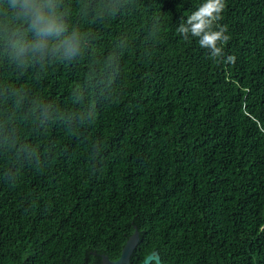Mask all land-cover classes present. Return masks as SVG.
<instances>
[{"label": "trees", "instance_id": "1", "mask_svg": "<svg viewBox=\"0 0 264 264\" xmlns=\"http://www.w3.org/2000/svg\"><path fill=\"white\" fill-rule=\"evenodd\" d=\"M199 2L130 0L75 18L77 61L0 63V264H103L135 227L129 264H264V0H227L216 60L175 31Z\"/></svg>", "mask_w": 264, "mask_h": 264}, {"label": "clouds", "instance_id": "2", "mask_svg": "<svg viewBox=\"0 0 264 264\" xmlns=\"http://www.w3.org/2000/svg\"><path fill=\"white\" fill-rule=\"evenodd\" d=\"M129 3L130 0H79L73 9L68 0H0V63L23 72L28 68L44 71L56 64L77 61L89 46L91 33L75 18L109 20ZM226 7L227 0H200L194 10L180 17L175 31L184 40L197 38L210 59L223 58L221 45L230 39L226 34L228 25L220 23ZM122 43L126 47V39ZM227 60L234 62L235 57L228 56ZM113 62L110 58L109 66ZM18 92L11 87L4 89L5 95L17 96ZM32 116L38 126L53 119L50 106L42 102L34 106ZM101 147L91 145V153L96 155Z\"/></svg>", "mask_w": 264, "mask_h": 264}, {"label": "water", "instance_id": "3", "mask_svg": "<svg viewBox=\"0 0 264 264\" xmlns=\"http://www.w3.org/2000/svg\"><path fill=\"white\" fill-rule=\"evenodd\" d=\"M138 240H139V231L135 227L132 233H130L127 239L125 240L118 258L114 260H110L106 254H101L102 263L129 264L130 255L134 250L135 246L137 245ZM151 262H153V264H163V262L160 260V256L157 250H153L149 252L139 264H150Z\"/></svg>", "mask_w": 264, "mask_h": 264}, {"label": "flooded vegetation", "instance_id": "4", "mask_svg": "<svg viewBox=\"0 0 264 264\" xmlns=\"http://www.w3.org/2000/svg\"><path fill=\"white\" fill-rule=\"evenodd\" d=\"M110 260H114V259H110Z\"/></svg>", "mask_w": 264, "mask_h": 264}]
</instances>
